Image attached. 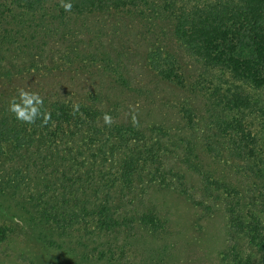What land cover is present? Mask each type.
Returning <instances> with one entry per match:
<instances>
[{"label":"trees","instance_id":"1","mask_svg":"<svg viewBox=\"0 0 264 264\" xmlns=\"http://www.w3.org/2000/svg\"><path fill=\"white\" fill-rule=\"evenodd\" d=\"M60 2L0 0V214L20 226L50 264H81L77 250L96 256L94 252L102 251L92 246L93 240L121 226L131 232L132 218L123 214L126 204L135 203L144 184L164 182L161 164L179 144L167 139L163 146L160 142L167 135L158 127H152L149 144L135 124H120L115 109H104L97 91L82 100L69 92L48 93L44 86L30 89V83L22 82L31 74L29 69L41 70L48 52L44 48L53 39L67 42L68 51L60 60L79 65L80 71L88 60L95 61V55L87 58L69 51L79 42L72 39V29L61 28L72 19L114 15L150 29L148 0H70L71 12ZM160 9L150 14L167 17L175 44L202 72L193 84L187 82L175 55L160 45L148 52L149 68L206 100V153L215 159L220 146L226 147L228 156L240 164L238 169L243 168L236 174L258 180L240 192L202 176L206 192H215L224 204L228 235L247 245L243 258L237 244L232 248V264H254L255 257L264 261V145L251 126L254 118L264 130V0H166ZM115 74L124 80V75ZM20 88L43 97L41 111L51 113L54 128L51 123L41 127V118L34 125L22 124L7 111ZM74 104L80 105L75 116ZM105 113L115 120L111 127L103 122ZM185 161L199 172L198 162ZM140 221L153 229L160 226L154 215H143Z\"/></svg>","mask_w":264,"mask_h":264},{"label":"rangeland","instance_id":"2","mask_svg":"<svg viewBox=\"0 0 264 264\" xmlns=\"http://www.w3.org/2000/svg\"><path fill=\"white\" fill-rule=\"evenodd\" d=\"M165 1L148 0L150 29L134 21L119 20L114 15L72 19L69 26L61 28L72 29V39L79 42L76 50L69 51L87 58L95 55V61L88 60L85 70L80 71L79 65L71 66L60 60L68 51L67 42L61 44L53 39L44 48L48 52L42 59L41 70L33 73L29 69L32 75L22 80L30 83V89L44 86L48 93L69 92L82 100L97 91L104 109L116 110L120 124H133L132 117H136L135 126L149 144L152 127L162 128L167 135L160 142L163 146L168 145L167 139L179 144L173 156L161 164L164 182L144 184V192L134 198L135 203L126 204L123 214L132 218L131 232L121 226L116 233H106L93 240V244H89L102 251L101 254L94 252L96 256L86 257L80 253L81 249L77 250L75 257L81 264H232V248L236 244L239 257H245L248 251L242 240H233L228 235L224 204L215 198V192H206L202 176L227 183L240 192L249 190L258 180L236 174L243 173V168L238 169L240 164L228 156L226 147L220 146V156L215 159L206 153V100L161 79L149 68L148 52L152 45H160L175 55L187 82L193 84L202 72L200 65L175 44L167 17L150 14L152 9L161 13ZM28 67L29 63L26 69ZM115 72L124 75V80L115 76ZM38 84L41 86H36ZM251 121L254 122L251 123L253 132L264 145V130L256 119ZM190 152L192 155H188ZM187 158L199 163V172L188 167ZM261 184L264 193V179ZM143 215H154L160 226L156 229L144 226L140 221ZM11 224L0 214V264H50L46 254L24 230ZM86 239L83 241H88ZM253 262L264 264L257 257Z\"/></svg>","mask_w":264,"mask_h":264},{"label":"clouds","instance_id":"3","mask_svg":"<svg viewBox=\"0 0 264 264\" xmlns=\"http://www.w3.org/2000/svg\"><path fill=\"white\" fill-rule=\"evenodd\" d=\"M60 6L66 12H71L73 8V4L70 2V0H61ZM43 106L44 100L43 97L39 95V93L20 88L17 90V96H14L9 101L7 111L13 115L14 119L21 122L22 124L34 125L36 124L37 118H41V127L48 126L51 123L52 127L54 128L55 122L52 121L51 113L47 110L41 111ZM79 112L80 105L74 104L71 114L75 116ZM102 119L104 124L108 127H111L115 123L114 118L108 113H105ZM132 122L133 124L138 123L135 116L132 117Z\"/></svg>","mask_w":264,"mask_h":264}]
</instances>
